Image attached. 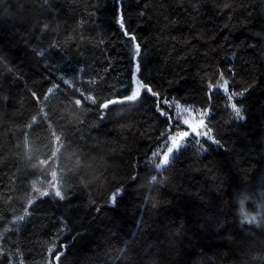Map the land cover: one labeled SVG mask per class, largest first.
<instances>
[{"label":"trees","instance_id":"16d2710c","mask_svg":"<svg viewBox=\"0 0 264 264\" xmlns=\"http://www.w3.org/2000/svg\"><path fill=\"white\" fill-rule=\"evenodd\" d=\"M171 102L218 143L158 170ZM262 203L264 0H0V264H264Z\"/></svg>","mask_w":264,"mask_h":264},{"label":"snow or ice","instance_id":"6c2138e0","mask_svg":"<svg viewBox=\"0 0 264 264\" xmlns=\"http://www.w3.org/2000/svg\"><path fill=\"white\" fill-rule=\"evenodd\" d=\"M117 23L120 27L126 31V23L123 16H118ZM132 41H135V37H131ZM134 47V57L139 56L141 54V46L138 43L133 44ZM137 72H140V66H137ZM220 80L222 81V87L225 92L229 91L228 81L224 79V76H220ZM137 83L140 85L138 94L135 97H129L132 100L137 101L142 97V89L144 93L151 94L152 96H158L159 94L154 91V89L145 81L142 82L140 78H137ZM129 92H131V86H129ZM242 95V93H240ZM235 95V93H233ZM232 95L228 96V99L231 100ZM232 110L235 112L236 116L240 119H243V115L241 109L237 106V104L233 103L230 105ZM104 107H108V105H104ZM176 108H180V105H175ZM182 111L187 114V117L182 120V124L184 126L183 130L175 131V135H170V146L167 147V151L163 152L157 167L166 166L170 163L171 159L174 158L173 154L175 151L184 146V142L196 141L197 137H207L208 140H212L214 143H218V141L213 140V137L210 135L211 128L209 124L206 122V118L209 116L210 110L208 108H204L202 110L189 109L187 107L183 108ZM180 125V121H177L176 126ZM191 138V140H190ZM55 175V174H54ZM45 192L43 195H47ZM57 196H60L61 193L59 191L56 192ZM55 258V254H54ZM58 259V258H57Z\"/></svg>","mask_w":264,"mask_h":264},{"label":"rangeland","instance_id":"374dc122","mask_svg":"<svg viewBox=\"0 0 264 264\" xmlns=\"http://www.w3.org/2000/svg\"><path fill=\"white\" fill-rule=\"evenodd\" d=\"M65 81H66V83L68 85L73 86V87H77L81 91H84V88H85L86 83H89V80L86 79L83 76V70L80 71V73L77 76L76 80H72L71 78H67V79H65ZM221 85H222V81L216 87L221 93L227 94V95H232V97H234L233 92L230 91V83H229V81H228V87H229V91L228 92H225L223 90V87ZM139 88H140V85L137 82H135L134 91H133L131 97H135L138 94ZM232 100H233V98L230 100V105L233 104L232 103ZM177 104L180 105V108H176L175 107V105H177ZM170 106L174 109L175 115H176L178 121H180V125L178 127L176 126V131L183 130V128H184V126L182 124V120L187 117V114L182 111L183 108L187 107L189 109L198 110V109H196L195 107H193L191 105H183V104L176 103V102H171ZM234 114H235V112H234ZM235 116H236V114H235ZM206 120H207V118H206ZM171 135H175V133H173ZM210 135L213 137L212 132H210ZM169 137L163 143V145L161 146V148L158 151H156L154 157L151 158L152 164L158 170L159 169L162 170L164 167L167 166L166 165V166L157 167V164L159 163L160 158H161L163 152L167 151V147L166 146H170V139H169ZM190 140H191V138H190ZM213 140H215L214 137H213ZM205 141L212 142V140H208L207 137H203V136L197 137L196 138V141H191V142H187L186 141V142H184V146L183 147H181L180 149H178L177 151L174 152L173 156L176 153L180 152L182 149L186 148L190 144H193V145L198 146V147H203V144H204ZM56 144H57V148H59L60 144H59V139L58 138H56ZM57 152H56L55 157L57 156ZM48 169H49L48 175H50V179L45 184H42V185L41 184H38V186L34 189V191L36 189H38V193H36L35 196H37V194L38 195H43V193L47 192L48 193L47 195H53V196H56V197H61L62 196V188H63L62 180H60L61 179V176L56 172V169H54L52 166L49 165L48 166ZM42 186H43V188H41ZM57 191H59L61 193L60 196H57L56 195V192ZM33 199H35V198L33 197ZM261 207H264V203L261 204ZM260 211H261L260 209H257L254 213H252L253 217H255L256 219L259 218ZM23 214L25 215L26 213L24 212ZM241 215H242V218L245 219L246 221L249 219V216L247 214V208L245 206L242 207ZM13 222L14 223H18V221H13ZM13 264H16V263L13 262Z\"/></svg>","mask_w":264,"mask_h":264},{"label":"bare ground","instance_id":"6f19581e","mask_svg":"<svg viewBox=\"0 0 264 264\" xmlns=\"http://www.w3.org/2000/svg\"><path fill=\"white\" fill-rule=\"evenodd\" d=\"M10 264H12L11 260H10Z\"/></svg>","mask_w":264,"mask_h":264}]
</instances>
